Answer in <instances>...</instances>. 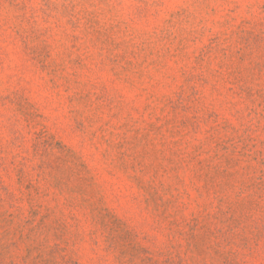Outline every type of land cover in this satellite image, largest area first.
I'll return each instance as SVG.
<instances>
[{"label": "rangeland", "instance_id": "1", "mask_svg": "<svg viewBox=\"0 0 264 264\" xmlns=\"http://www.w3.org/2000/svg\"><path fill=\"white\" fill-rule=\"evenodd\" d=\"M0 264H264V0H0Z\"/></svg>", "mask_w": 264, "mask_h": 264}]
</instances>
